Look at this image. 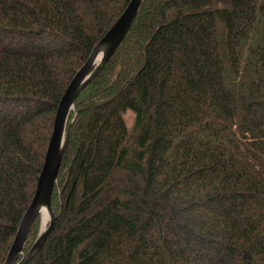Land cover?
<instances>
[{
    "label": "trees",
    "instance_id": "obj_1",
    "mask_svg": "<svg viewBox=\"0 0 264 264\" xmlns=\"http://www.w3.org/2000/svg\"><path fill=\"white\" fill-rule=\"evenodd\" d=\"M130 1L0 0V264L61 98ZM71 121L28 264H264V0H144Z\"/></svg>",
    "mask_w": 264,
    "mask_h": 264
},
{
    "label": "water",
    "instance_id": "obj_2",
    "mask_svg": "<svg viewBox=\"0 0 264 264\" xmlns=\"http://www.w3.org/2000/svg\"><path fill=\"white\" fill-rule=\"evenodd\" d=\"M143 1H130L125 11L93 48L88 60L75 74L63 94L57 108L54 128L38 179L36 192L21 220L4 264H28L38 253L46 237L51 232L55 221L51 207V197L58 181L59 170L71 134L72 122H69L70 113L74 110L75 101L79 94L102 71L126 38L136 20ZM43 213H47L49 224L42 231L31 249L25 253L24 244L29 230L38 216L43 215Z\"/></svg>",
    "mask_w": 264,
    "mask_h": 264
},
{
    "label": "rangeland",
    "instance_id": "obj_3",
    "mask_svg": "<svg viewBox=\"0 0 264 264\" xmlns=\"http://www.w3.org/2000/svg\"><path fill=\"white\" fill-rule=\"evenodd\" d=\"M28 40H29V42H32V41H34L32 38H28ZM11 42H13V43H16V40H14V39H11L9 42L7 41L6 43H11ZM34 42H36V41H34ZM11 45V44H10ZM133 119H134V115L132 114V113H127L126 114V120H127V123L129 124V125H132L133 124ZM72 122V121H71ZM48 222H49V218H48V215H47V213H43V215H42V217H41V220H40V223H39V225H40V229L42 230V229H45L46 228V226L48 225Z\"/></svg>",
    "mask_w": 264,
    "mask_h": 264
},
{
    "label": "bare ground",
    "instance_id": "obj_4",
    "mask_svg": "<svg viewBox=\"0 0 264 264\" xmlns=\"http://www.w3.org/2000/svg\"><path fill=\"white\" fill-rule=\"evenodd\" d=\"M74 124V123H73Z\"/></svg>",
    "mask_w": 264,
    "mask_h": 264
}]
</instances>
